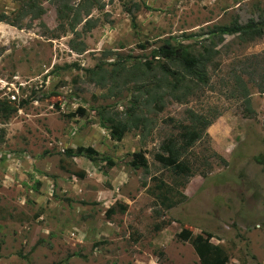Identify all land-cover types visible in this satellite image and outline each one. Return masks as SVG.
<instances>
[{"label": "rangeland", "instance_id": "rangeland-1", "mask_svg": "<svg viewBox=\"0 0 264 264\" xmlns=\"http://www.w3.org/2000/svg\"><path fill=\"white\" fill-rule=\"evenodd\" d=\"M263 7L264 0H0V101L18 106L0 112V264H200L189 241L175 237L181 229L207 234L225 264H264V91L242 75L246 108L231 95L233 73L249 56L264 57V35L214 36L207 82L190 83L181 102L164 95L157 110L137 88L161 83L140 63L163 40L197 47L215 26L255 20ZM132 104L145 122L112 139L102 116L123 120ZM192 113L215 117L188 148L184 179L153 155ZM78 147L95 163L74 155ZM134 151L146 170L129 165ZM153 175L185 200L160 209Z\"/></svg>", "mask_w": 264, "mask_h": 264}, {"label": "trees", "instance_id": "trees-1", "mask_svg": "<svg viewBox=\"0 0 264 264\" xmlns=\"http://www.w3.org/2000/svg\"><path fill=\"white\" fill-rule=\"evenodd\" d=\"M136 8L138 7L135 5ZM126 11L130 13V22L134 24V16L130 9L126 7ZM61 18V17H59ZM0 21L7 22L4 15L0 14ZM79 21L77 13L74 14L73 23ZM88 22V20L86 21ZM85 22V23H86ZM73 28V25H70ZM210 37L203 39L207 43H199L197 47H192L189 44L180 42L170 43L163 40L161 44L155 47L150 54V60H143L140 64L144 66L147 71L156 70L160 75L158 81L161 83L143 84L138 87V92L144 98L142 99L144 105L150 103V106L160 110L162 107V98L164 95H169L173 100L181 102L190 92L191 84H205L206 64L209 63L215 55L213 49L215 43L212 41L214 36L220 41L223 35H234L242 42H247L259 38L264 35V7L257 15L255 20H248L239 22L233 19L228 24L217 25L209 32ZM70 48L78 52L83 50V45ZM250 57V56H249ZM248 57L250 62L248 66L238 69L233 73V87L232 91L235 98L241 99L245 108L249 103V93L246 86V81L242 79V75L247 78H256L253 84L257 91H264V57L252 56ZM253 63V64H252ZM250 68V69H249ZM116 68H112L113 70ZM103 71V69L101 70ZM142 72V71H141ZM103 77V75H101ZM191 83V84H190ZM137 101V100H136ZM20 105V104H19ZM125 111L126 117L123 120L115 119L110 116H102L104 125L109 131V136L114 140H119L122 134L133 127H137L141 122H145V117L138 113V107L135 104L129 106ZM18 108L16 105H10L7 102L0 101V112L6 117L8 114L14 112ZM138 111V112H137ZM76 112L83 114L81 108H77ZM190 121L185 125H177L179 131L177 135L171 136L164 140L159 145L160 152H155L154 160L162 167L168 168L174 175L186 179L191 175V166L188 164L185 154L193 143L200 137L201 131L211 123L212 118H206L203 114L192 113ZM68 154L71 151H66ZM74 155H81L88 158L90 161H96L90 153L78 147L73 153ZM129 165L134 168H141L146 170V159L140 151L131 153V159L128 161ZM153 184L150 192L156 200L160 209L168 210L185 200V196L173 184H167L157 176L150 177ZM175 237L179 240L189 241L200 264H225V252L216 244L208 240V236L201 234H192L187 229H181L175 233Z\"/></svg>", "mask_w": 264, "mask_h": 264}]
</instances>
